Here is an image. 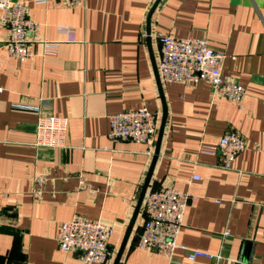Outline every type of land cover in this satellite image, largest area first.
<instances>
[{
    "label": "crops",
    "instance_id": "obj_1",
    "mask_svg": "<svg viewBox=\"0 0 264 264\" xmlns=\"http://www.w3.org/2000/svg\"><path fill=\"white\" fill-rule=\"evenodd\" d=\"M19 1L39 28L19 61L0 24V264H95L58 248L60 224L75 214L113 229V263L155 147L110 139L109 116L144 105L160 124V94L167 115L147 189L189 193L178 242L220 258L139 248L140 210L119 264H264V0H160L149 45L155 0ZM158 32L206 38L225 55L223 75L244 86L242 100L214 95L206 81L164 82ZM20 105L67 117L65 147L34 145L37 115ZM229 131L245 149L225 168L212 147Z\"/></svg>",
    "mask_w": 264,
    "mask_h": 264
},
{
    "label": "built area",
    "instance_id": "obj_2",
    "mask_svg": "<svg viewBox=\"0 0 264 264\" xmlns=\"http://www.w3.org/2000/svg\"><path fill=\"white\" fill-rule=\"evenodd\" d=\"M48 0H36L46 3ZM76 3L83 0H63ZM29 7L19 0H0V24L7 30L5 46L8 54L24 61L33 54L32 43L37 39L39 25L29 18ZM59 32H66L59 27ZM159 45L158 73L164 82L180 84L206 81L214 95L239 103L245 88L242 84L226 78L222 73L224 53L213 49L204 37H176L169 33H156ZM44 53L53 54L57 44L44 42ZM3 87L0 84V93ZM21 109L36 113L34 145L41 147H65L68 119L64 116L43 113L39 107L20 105ZM108 137L113 141L131 140L144 143L148 151L153 150L159 127L157 115L146 106L124 109L109 116ZM217 150L220 165L228 168L238 153L245 149V142L236 131L225 133L212 147ZM197 178L196 176L194 177ZM44 181L42 176L35 178ZM83 184V180H80ZM39 196V190L34 189ZM191 196L173 186L147 189L142 205V229L137 246L146 251H154L172 259L175 249L186 251L187 258L194 261L198 257L220 258V255L200 249H190L178 242L186 207ZM113 229L98 220H88L78 214L60 224L56 235L58 248L63 252H78L84 263L107 264L113 259L108 241ZM228 235L227 232L224 233Z\"/></svg>",
    "mask_w": 264,
    "mask_h": 264
},
{
    "label": "water",
    "instance_id": "obj_3",
    "mask_svg": "<svg viewBox=\"0 0 264 264\" xmlns=\"http://www.w3.org/2000/svg\"><path fill=\"white\" fill-rule=\"evenodd\" d=\"M159 2H160V0H155L153 6L151 7V9L149 11L148 17H147L146 36H147L148 45L150 44V41H151V36H150V17H151V14H152L153 10L156 8V6L158 5ZM160 97H161L162 105H163V113H162V117H161L160 124H159V127H158L157 138H156V143H155V148H154L152 161H151V164L149 166V169H148L147 175L145 177V180L143 182V185L141 187V190H140V193H139V196H138V199H137V203L135 205V209H134L133 215L131 217V220H130V222L128 224V227H127L126 232H125V234L123 236L121 244H120V246H119V248H118V250L116 252V255L114 257V260H113L112 264H119L122 252H123L124 247H125V245L127 243V240H128L129 235L131 233V230H132V227H133L134 222L136 220V217H137V215H138V213L140 211L144 195H145V193L147 191V188L149 186V182H150L151 175H152V172H153V168H154V165H155V162H156V159H157V155L159 153V147H160V144H161V139H162L164 125H165V120H166V115H167L166 107H165V103H164V99H163L162 94H160Z\"/></svg>",
    "mask_w": 264,
    "mask_h": 264
}]
</instances>
